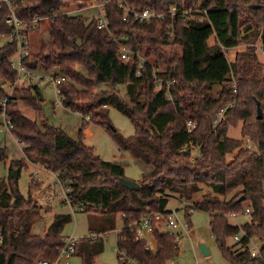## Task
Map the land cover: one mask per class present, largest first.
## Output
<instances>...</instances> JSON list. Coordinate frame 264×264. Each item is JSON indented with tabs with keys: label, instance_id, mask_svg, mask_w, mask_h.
I'll list each match as a JSON object with an SVG mask.
<instances>
[{
	"label": "trees",
	"instance_id": "trees-1",
	"mask_svg": "<svg viewBox=\"0 0 264 264\" xmlns=\"http://www.w3.org/2000/svg\"><path fill=\"white\" fill-rule=\"evenodd\" d=\"M121 2L137 11L158 12L187 5L196 15L141 20L126 15ZM70 3L103 5L108 24L99 27L98 9L91 15L67 12ZM14 6L18 17L29 24L25 34L30 54L25 64L33 70L59 68L66 77L58 85L61 101L84 118L73 137L48 122L38 86L16 85L10 95L6 83L17 80L10 62L17 42L0 46V114L6 99V112L14 124L11 133L24 143V156L11 168L45 167L68 185L73 201L97 213L89 226L94 236L80 238L75 253L82 264H95L103 245L92 241L114 229L119 214L124 215V226L117 236L118 256L126 251L144 264H169L179 250L175 237L155 225L156 247L149 250L147 239L139 236L138 223L147 214L168 212L172 195L192 201L184 207L189 221L197 209L210 213L211 233L229 264H264V0H15ZM9 13L8 4L2 2L0 35L12 29ZM36 18H49L48 40L37 35L38 27L32 23ZM211 19L217 29L214 41L200 55L201 38L211 30ZM224 48H238L232 62ZM123 50L129 52L126 59ZM217 63L222 64L220 70L214 66ZM100 83L113 87L98 94ZM123 83L127 102L114 89ZM218 83L220 89L215 90ZM20 100L39 112L38 119L25 115ZM111 106L130 117L136 129L133 137L125 138L113 126ZM191 120L196 125L190 131ZM239 121L246 141L228 135ZM91 123L110 132L122 150L153 166L138 180L140 189L122 185L120 179L128 178L124 166L103 159L85 142L84 129ZM194 146L199 154L193 159ZM5 158L0 149V160ZM39 211L37 201L21 192L18 178H0V264L56 260L72 215H54L42 235L32 232ZM232 213L248 214L249 220L239 226ZM241 228L242 240L229 246L228 238ZM250 238L262 242L259 256L251 255Z\"/></svg>",
	"mask_w": 264,
	"mask_h": 264
},
{
	"label": "rangeland",
	"instance_id": "rangeland-1",
	"mask_svg": "<svg viewBox=\"0 0 264 264\" xmlns=\"http://www.w3.org/2000/svg\"><path fill=\"white\" fill-rule=\"evenodd\" d=\"M91 4V3H90ZM90 4L80 6L75 3H70L68 6L77 11L74 13L83 12L87 15L95 13L98 7ZM99 10V9H98ZM212 20V19H211ZM214 20H212L213 23ZM50 21L49 18H44L39 22L38 29L36 31L38 36L43 37L44 40L49 39V33L46 31ZM35 28V27H34ZM217 31L215 23L209 32L205 33L201 38V53H204V49L208 44H212L214 41V33ZM8 36L0 35V46L5 45L9 41ZM170 48V47H168ZM238 48H230L227 50L228 60L232 62L235 57L236 50ZM263 57V56H262ZM216 70H220L221 63L214 65ZM84 71V69L81 67ZM227 69V68H226ZM61 75L59 68L52 70H46L42 67L33 71V75L30 79L24 81H16L15 85H32L38 86L43 96L42 107L45 116L48 118V122L56 127H62L73 137H76L79 128L83 122V114L73 111L64 105H58L57 101V87L51 81L52 76ZM113 86L100 83L96 87V92L102 94L104 91L111 90ZM6 89L14 93V89L10 87V83H6ZM116 90L120 92L123 100L126 102L129 99L126 84H118L115 86ZM219 83L215 85V90H219ZM20 109L32 119H38L39 112L32 106L27 105L20 100ZM109 116L113 126L120 132L125 138H131L135 135V125L128 115L111 106L109 108ZM242 121H239L237 125L231 126L228 131V135L233 138L247 139L242 136ZM85 142L88 145L94 146L97 152L105 160L114 161L124 166L126 176L138 181L143 174L151 171L153 166L147 164L141 159L136 158L132 153L122 150L120 146L115 142L113 136L103 126L91 123L84 129ZM24 146V144H23ZM0 149L5 153L6 158L0 160V178H8L13 175L14 170L18 169L12 167L13 161L20 159L24 156L23 147L18 142V139L9 131H0ZM191 158H196L199 154L198 147H192ZM237 152L228 155V160H232ZM192 159V160H193ZM39 164H31L29 167H24L20 171L18 170L19 187L23 194L26 196L31 195L39 204L40 211L36 219L32 224V232L36 234H44L46 229L51 224L54 215L56 214H71L72 220L68 222L64 227L65 236H76L78 238H85L94 236L90 230V219L96 216L95 211H81L77 209L73 211L70 204L65 200L68 193V185L57 184V176L41 166ZM12 169V170H11ZM38 172L40 177H36L35 173ZM33 180L36 181L34 184ZM192 204V201L186 202L180 200L176 195H172L169 198L167 206L168 210H172L175 213V219H178L180 226L177 231L180 232V245L179 250L176 253L172 261L174 264H229L222 254L214 236L211 233L210 228V213L204 210H195L190 215L191 226L190 228H183L182 225L187 222L185 206L186 204ZM94 209V208H93ZM233 219V218H232ZM249 220V215H241L237 219H233L238 225H242ZM124 226V219L122 214H119L116 220V227L107 232H101L99 238L93 242V245L102 244L103 250L96 255L95 264H124L120 261L117 248V236L119 231ZM150 244L155 248V239L148 233L145 234ZM200 243H203L210 250L209 254H205L201 248ZM234 240L228 238L227 244L232 246ZM65 261V260H64ZM66 264H82V258L80 255H73ZM171 264V262L169 263Z\"/></svg>",
	"mask_w": 264,
	"mask_h": 264
},
{
	"label": "built area",
	"instance_id": "built-area-1",
	"mask_svg": "<svg viewBox=\"0 0 264 264\" xmlns=\"http://www.w3.org/2000/svg\"><path fill=\"white\" fill-rule=\"evenodd\" d=\"M2 2H6L10 8V13L7 18L8 24L12 27L11 31L9 33L2 34V36H8L12 41L17 42V49L15 53L10 57L11 65L14 69L17 70L18 76L17 80L10 81V87L12 89L15 88V82L16 81H24L27 79H30L33 75V69L28 68V66L25 64V60L30 54V48L27 36L25 34V31L28 29L27 23H25L22 19H20L16 13V9L14 6L15 0H0V4ZM90 5L96 6L99 9V27L102 28L108 24L107 17L105 16V11L103 5H96L91 3ZM120 5L124 8L126 15L133 14L136 18H139L141 20H151L155 17L158 18H164L168 15H170L172 18H175L179 15L183 16L185 19H190L191 16H195L196 14H191V8H189L187 5H183L182 7H179L177 5H173L168 11L166 12H158L157 10L153 8H146L143 11H137L134 8H131L128 5H125L124 3H120ZM77 9L72 10L71 7L67 8V12L74 13L77 11ZM202 11L207 12V9H203ZM44 18H36L32 23L33 27H38L40 21H42ZM173 30L171 31V34H173ZM123 38H127L126 36H123ZM227 50L228 48H224V54L227 56ZM129 52L126 50L122 51L123 58L128 57ZM228 58V56H227ZM51 78L52 83L54 86L57 87V101L56 103L58 105H63L60 97V92L58 90V85L62 83L64 80H66L65 76L62 75H54ZM8 91V90H7ZM8 93L11 95L13 92L8 91ZM233 102H231L228 106L232 105ZM3 110L0 114V131H9L11 132V129L13 128V122L11 121L10 117L8 116L6 112V99L3 101ZM228 106L221 109V112L217 119L214 120V123H218L220 118L224 115L226 109ZM189 130L191 131L195 127V122L192 120L187 123ZM19 144L21 147H23V142L19 141ZM37 165V164H35ZM38 167H41L38 165ZM36 177H40L39 173H35ZM58 179V178H57ZM57 184L64 185L65 182L63 180L58 179ZM65 200L70 204L73 211H76L77 209L81 211H85L88 206L83 202H75L71 199V196L69 195V192L66 194ZM95 209V208H94ZM250 209H246V213H249ZM233 219H237L239 216L236 213H232ZM124 218V215H123ZM155 225L160 226V229L164 232H168L169 234L173 235L175 237L176 245L179 247L180 245V238L181 234L178 230L180 226V222L178 219H175V213L172 210H169L168 212H155L152 214H147L143 216V218L138 223V233L139 236L146 238L145 234H150L154 239V230ZM191 224L190 221L187 220L182 227L183 228H190ZM240 226V225H239ZM122 230V229H121ZM120 230V231H121ZM119 231V232H120ZM244 230L241 228L240 232L237 233L232 237L234 242L239 243L242 240V235H244ZM147 239V238H146ZM64 244L59 249V254L56 260L51 261L48 259H38L35 264H66L68 263V260L75 255L77 251V247L80 241V238L76 236H65L63 238ZM156 241V240H155ZM146 248L151 250L154 249V247L150 244V242L147 239ZM249 249L251 252V255L256 257L261 254L262 250V242L255 238H250L249 240ZM119 259L124 264H144L140 261L136 260L135 258L131 257L126 251H120L119 253ZM65 260V261H64Z\"/></svg>",
	"mask_w": 264,
	"mask_h": 264
},
{
	"label": "water",
	"instance_id": "water-1",
	"mask_svg": "<svg viewBox=\"0 0 264 264\" xmlns=\"http://www.w3.org/2000/svg\"><path fill=\"white\" fill-rule=\"evenodd\" d=\"M2 54H0L1 56ZM257 110H258V117L259 118H262L263 117V109H262V106H261V102L258 101L257 102ZM19 172H18V169L14 170L13 172V175L12 176H18ZM120 182L122 185L126 186L128 189H132V190H138L140 189L141 185L138 181H135V180H131L129 178H125V177H122L120 179ZM244 197L241 198V200H243ZM200 248L201 250L205 253V254H209L210 253V250L207 248V246L203 243H200ZM171 264H174V261H171Z\"/></svg>",
	"mask_w": 264,
	"mask_h": 264
},
{
	"label": "crops",
	"instance_id": "crops-1",
	"mask_svg": "<svg viewBox=\"0 0 264 264\" xmlns=\"http://www.w3.org/2000/svg\"><path fill=\"white\" fill-rule=\"evenodd\" d=\"M43 97V96H42ZM155 244H156V241H155ZM95 263H96V260H95Z\"/></svg>",
	"mask_w": 264,
	"mask_h": 264
}]
</instances>
